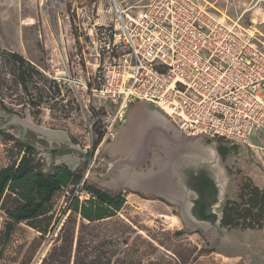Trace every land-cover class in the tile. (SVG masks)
Instances as JSON below:
<instances>
[{"label": "rangeland", "instance_id": "374dc122", "mask_svg": "<svg viewBox=\"0 0 264 264\" xmlns=\"http://www.w3.org/2000/svg\"><path fill=\"white\" fill-rule=\"evenodd\" d=\"M148 1L125 0L122 6H136L132 12L137 13ZM196 1L208 2L233 21L240 18L239 24L245 28L253 25L259 32L264 31V8L254 6L255 0ZM22 3L31 10V19L26 23L33 28L31 34L30 29L24 30V37H37L31 49L42 51L38 57L27 59L34 68L25 65L23 85L18 78V64L0 48V170L19 161L24 150L18 142L27 140L41 151L38 157L43 169L65 164L80 181L56 192L47 213L33 226L14 225L5 241L1 236L8 223L6 212L19 206L20 201L4 193L0 200V264H264V230L222 229L223 237L213 229L191 230L177 217L175 207L119 190L117 174L122 167L110 166L128 158L127 145L134 134L130 113L126 111L124 123L115 126V138L107 137L101 144L95 134L98 125L93 134L89 129L101 112L96 115L86 111L87 96L59 79L68 73L84 77L93 72L95 45L102 42L100 33L111 24V1ZM213 8L210 11L219 16ZM76 58L80 59V67L73 74L72 62ZM28 124L64 132L74 146L86 151L85 157L78 163L74 148H59L58 134L41 135L29 129ZM251 142L255 147L217 143L226 151L220 155L226 169L225 200H234L245 180L264 189V130L256 132ZM156 143V139L151 141L152 145ZM92 163L96 167L92 168ZM83 185L110 194L122 193L123 207L109 218L93 222L83 219L68 210L72 201L77 199L81 206L91 198Z\"/></svg>", "mask_w": 264, "mask_h": 264}, {"label": "built area", "instance_id": "2783aa9c", "mask_svg": "<svg viewBox=\"0 0 264 264\" xmlns=\"http://www.w3.org/2000/svg\"><path fill=\"white\" fill-rule=\"evenodd\" d=\"M110 1L111 24L95 45L93 72L59 78L87 96L86 111L101 112L89 125L91 134L98 125L99 143L114 137L129 105L139 102L184 137L250 147L264 126V31L205 1L149 0L137 13L125 0ZM254 6L264 8V0Z\"/></svg>", "mask_w": 264, "mask_h": 264}, {"label": "crops", "instance_id": "0c3cea01", "mask_svg": "<svg viewBox=\"0 0 264 264\" xmlns=\"http://www.w3.org/2000/svg\"><path fill=\"white\" fill-rule=\"evenodd\" d=\"M37 7H35V13ZM30 14V8L24 7L22 0H0V48L10 53H16L26 60L30 57H38L37 53L42 51L39 48L31 49L30 46L38 40L37 37H31L32 25L26 23L31 19ZM28 29L31 31L25 39L23 31ZM127 111L130 113L134 127L133 138L127 145L130 147L127 159L137 158L140 160L143 158L145 165L141 170L134 168L127 173L123 172V167L118 169L117 185L119 190L128 191L137 196L145 195L166 206L175 207L178 209L177 217L180 219L179 207L167 203L157 195L161 194L164 186L172 183L173 167L178 171L185 170L189 173L192 171L188 176L195 181L201 178L202 182H197V186L203 185V179L206 180L205 184H214L213 181L217 177V173L218 175L223 173L226 177V169L218 152L217 143L184 137L166 116L152 105L133 103L129 105ZM259 130H264V126L253 132L250 137V147H255L251 138ZM153 139L157 140L154 145L151 144ZM145 146H147V150L143 152ZM160 171H163L165 176L169 172L164 182H160L159 178L162 177L158 174ZM174 176L178 177L177 174ZM223 190L220 206L225 201V187ZM216 212L220 213L219 210Z\"/></svg>", "mask_w": 264, "mask_h": 264}, {"label": "trees", "instance_id": "16d2710c", "mask_svg": "<svg viewBox=\"0 0 264 264\" xmlns=\"http://www.w3.org/2000/svg\"><path fill=\"white\" fill-rule=\"evenodd\" d=\"M5 52L18 64V78L25 85V65L31 69L34 67L16 53ZM18 143L23 148L24 155L14 166L0 170V200L7 191L20 201L19 206L6 212L8 223L1 236L4 241L11 236L14 225L26 223L33 226L35 220L47 213L48 205L56 192L70 183L75 185L80 181V177L64 165L45 171L36 157V151L21 141ZM218 152L221 156L226 153L221 146H218ZM83 188L91 198L81 206H78L77 199L72 201L68 210L78 213L87 221L109 218L123 207L122 193L110 194L95 186L83 185ZM219 211L221 229L264 230V189L245 180L238 187L236 198L225 200Z\"/></svg>", "mask_w": 264, "mask_h": 264}, {"label": "water", "instance_id": "95a60500", "mask_svg": "<svg viewBox=\"0 0 264 264\" xmlns=\"http://www.w3.org/2000/svg\"><path fill=\"white\" fill-rule=\"evenodd\" d=\"M28 128L41 135H50L51 137H54L58 134V139L62 138L63 140L64 137L62 135L67 138V135L61 131L52 132L30 125ZM197 139L205 141L200 138ZM143 148V152H146L147 146ZM144 165L145 161L143 158L140 160L137 158L133 160L118 159L110 167H123V172L127 173V171L131 172L134 168L141 170ZM65 166L68 168L67 165ZM186 172L187 171L185 170L178 171L173 167L172 183H168V186H164L161 190L162 192L160 191L161 194H158L157 196H160V198L164 199L167 203L179 207V216L186 228L191 230H197L198 228L203 230L213 229L223 237L222 229L220 227L221 213H217L216 210L219 208V203L223 199V188L225 187L226 177L223 173L220 175L217 173V177H213L214 184H205L206 180L203 179V185L197 186V182L201 183L202 179L199 178L198 181L190 179L188 174L192 171H190V173L187 172V174ZM168 173L165 176L163 171L158 172V174L162 176L159 178L160 182H164ZM174 174H177L178 177L174 176Z\"/></svg>", "mask_w": 264, "mask_h": 264}, {"label": "flooded vegetation", "instance_id": "af4514ba", "mask_svg": "<svg viewBox=\"0 0 264 264\" xmlns=\"http://www.w3.org/2000/svg\"><path fill=\"white\" fill-rule=\"evenodd\" d=\"M123 123H124V120H123ZM59 142H61V146L59 147V148H61V149H67V150H70V149H75L76 151H77V153H78V155H79V161H77L78 163L80 162V158L82 157V158H84L85 157V154H86V151H82V150H80L78 147H76V146H74L73 144H72V142L70 141V139L67 137H64V139L62 140V138H60L59 139ZM217 143H221V142H217ZM24 144H26L27 146H29V147H32L35 151H36V157H37V159H39V157H38V155H39V153L41 152V151H39V149L37 148V146L36 145H34V144H32V143H28L27 142V140L26 141H24ZM58 148V150H61V149H59ZM41 154V153H40ZM96 156H97V154H96ZM95 156V157H96ZM40 160V159H39ZM96 167V165H95V163H92V165H91V167ZM58 167H62V166H56V165H54V166H52L51 168H48V169H44L45 171H50V170H52L53 168H58ZM92 167V168H93ZM68 169L69 170H71V168L70 167H68ZM71 171H73L74 173H75V171L74 170H71ZM104 191V190H103Z\"/></svg>", "mask_w": 264, "mask_h": 264}]
</instances>
